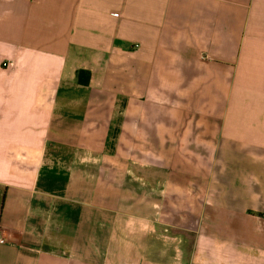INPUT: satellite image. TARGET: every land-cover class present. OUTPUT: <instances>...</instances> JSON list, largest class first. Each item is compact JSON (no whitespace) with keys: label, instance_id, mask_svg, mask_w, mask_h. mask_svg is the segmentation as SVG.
<instances>
[{"label":"crops","instance_id":"1","mask_svg":"<svg viewBox=\"0 0 264 264\" xmlns=\"http://www.w3.org/2000/svg\"><path fill=\"white\" fill-rule=\"evenodd\" d=\"M0 233V264H264V0H0Z\"/></svg>","mask_w":264,"mask_h":264},{"label":"trees","instance_id":"2","mask_svg":"<svg viewBox=\"0 0 264 264\" xmlns=\"http://www.w3.org/2000/svg\"><path fill=\"white\" fill-rule=\"evenodd\" d=\"M90 76H91V74L89 71L81 70L77 74V80H78L79 84L87 85V84H89Z\"/></svg>","mask_w":264,"mask_h":264},{"label":"built area","instance_id":"3","mask_svg":"<svg viewBox=\"0 0 264 264\" xmlns=\"http://www.w3.org/2000/svg\"><path fill=\"white\" fill-rule=\"evenodd\" d=\"M3 66H7V64L4 63ZM5 242H6L5 239L2 237V235L0 233V243L4 244Z\"/></svg>","mask_w":264,"mask_h":264},{"label":"rangeland","instance_id":"4","mask_svg":"<svg viewBox=\"0 0 264 264\" xmlns=\"http://www.w3.org/2000/svg\"><path fill=\"white\" fill-rule=\"evenodd\" d=\"M188 236H189V235H188ZM188 236H187V237H188ZM190 244H191V238H190V240H189L188 247H187L188 253H189V251H191Z\"/></svg>","mask_w":264,"mask_h":264}]
</instances>
